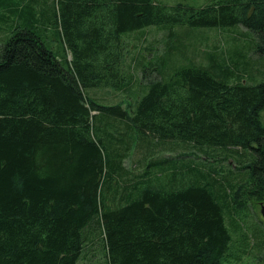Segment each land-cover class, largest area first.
Wrapping results in <instances>:
<instances>
[{
	"label": "trees",
	"instance_id": "obj_1",
	"mask_svg": "<svg viewBox=\"0 0 264 264\" xmlns=\"http://www.w3.org/2000/svg\"><path fill=\"white\" fill-rule=\"evenodd\" d=\"M241 27L244 49L186 43ZM150 28L163 50L133 55ZM0 31V264L264 258L247 215L264 205V0H0Z\"/></svg>",
	"mask_w": 264,
	"mask_h": 264
},
{
	"label": "rangeland",
	"instance_id": "obj_2",
	"mask_svg": "<svg viewBox=\"0 0 264 264\" xmlns=\"http://www.w3.org/2000/svg\"><path fill=\"white\" fill-rule=\"evenodd\" d=\"M159 3H162L166 6H173L177 3H184L186 5L190 6H202L205 5L211 0H155ZM183 30H179L181 33ZM246 29L244 28H237L234 30H221V31H213L207 34V38L202 40V42L199 40V38L195 39H187L186 43L191 46H197L198 50H201L200 53L204 50H211L212 48L218 49V51H229L237 48L238 50L244 49V45L246 44L247 33ZM3 33L0 31V38H2ZM167 39V32L163 29H157V28H150L145 30L144 32L140 33H134L129 35L126 38V41L132 51V54H137V49H140L142 51H145V54L148 55V57H153L157 55V53L161 52L163 50V45ZM175 44V43H174ZM181 44V42H180ZM244 51V50H243ZM191 54V53H190ZM189 54V55H190ZM245 55H248L246 53ZM200 58H203L202 55ZM247 59H250L247 56ZM254 61H257L256 59ZM255 72L263 71L264 68L259 67L258 63H253V69ZM259 74H257L258 76ZM91 94L93 97L97 99V101L107 104V105H126L125 99L121 97V95H118L114 93L111 90H93L91 91ZM141 157L140 152H134L133 154V161L135 162ZM222 167L227 170V164L223 163ZM261 208L259 209L255 208L254 206H250L248 210V217L251 224H260V222L263 220L261 216ZM237 237L235 238V240ZM95 247V246H94ZM98 248L99 251H96L94 249H91L87 252L86 256L87 259L85 261H82L81 264H106L105 259L103 258V252H100V247ZM240 258L236 257V260H234V263ZM241 264H264V258L260 260L241 257ZM237 264V263H236Z\"/></svg>",
	"mask_w": 264,
	"mask_h": 264
},
{
	"label": "water",
	"instance_id": "obj_3",
	"mask_svg": "<svg viewBox=\"0 0 264 264\" xmlns=\"http://www.w3.org/2000/svg\"><path fill=\"white\" fill-rule=\"evenodd\" d=\"M261 214H262V216H263V218H264V205H262V208H261Z\"/></svg>",
	"mask_w": 264,
	"mask_h": 264
}]
</instances>
